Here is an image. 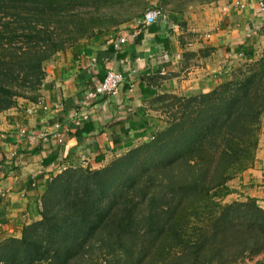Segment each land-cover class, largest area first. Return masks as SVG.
Wrapping results in <instances>:
<instances>
[{
  "label": "trees",
  "instance_id": "trees-1",
  "mask_svg": "<svg viewBox=\"0 0 264 264\" xmlns=\"http://www.w3.org/2000/svg\"><path fill=\"white\" fill-rule=\"evenodd\" d=\"M121 2L0 0V113L37 102L48 63L111 27L87 9ZM151 105L163 124L104 167L55 175L41 218L0 241V264H242L264 254V208L225 200L256 159L264 50L210 92Z\"/></svg>",
  "mask_w": 264,
  "mask_h": 264
},
{
  "label": "crops",
  "instance_id": "crops-1",
  "mask_svg": "<svg viewBox=\"0 0 264 264\" xmlns=\"http://www.w3.org/2000/svg\"><path fill=\"white\" fill-rule=\"evenodd\" d=\"M162 17L117 46L129 18L57 54L37 102L0 113V241L41 218L53 177L78 166L99 169L145 141L164 118L162 94L207 93L264 50V0H145ZM109 70L124 74L115 94L87 99ZM236 200L264 208V113L252 167L229 182ZM242 264H264V254Z\"/></svg>",
  "mask_w": 264,
  "mask_h": 264
},
{
  "label": "built area",
  "instance_id": "built-area-1",
  "mask_svg": "<svg viewBox=\"0 0 264 264\" xmlns=\"http://www.w3.org/2000/svg\"><path fill=\"white\" fill-rule=\"evenodd\" d=\"M261 8L264 9V2H261ZM163 13L160 8L150 7L148 8L142 16H140L136 22L132 32L128 36H122L117 40V46L123 44L128 41V37H132L136 39L139 37L141 32L156 23L161 17ZM124 74L122 72H118L115 70H109L104 79L97 84L95 87L90 88L86 92L87 99H94L100 96L115 94L119 91L121 85L124 82Z\"/></svg>",
  "mask_w": 264,
  "mask_h": 264
},
{
  "label": "rangeland",
  "instance_id": "rangeland-1",
  "mask_svg": "<svg viewBox=\"0 0 264 264\" xmlns=\"http://www.w3.org/2000/svg\"><path fill=\"white\" fill-rule=\"evenodd\" d=\"M87 10L92 12L91 14H89V16L93 15L94 17H98V16L102 17L101 23L99 20H97V23H100L101 26H106V25L112 26L111 23L109 24L110 17H115L116 19L121 20V19H127V18H133V17L139 16L146 10V1L145 0H122L120 4L115 5V6L105 7L99 10H94L93 8H90ZM249 62L250 61H247L245 63H242L241 65L245 66ZM230 195H228L225 198L227 202L236 200L235 196H231L230 198Z\"/></svg>",
  "mask_w": 264,
  "mask_h": 264
}]
</instances>
